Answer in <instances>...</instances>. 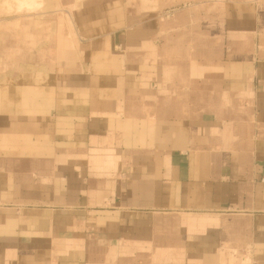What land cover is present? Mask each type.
<instances>
[{
    "label": "crops",
    "instance_id": "crops-1",
    "mask_svg": "<svg viewBox=\"0 0 264 264\" xmlns=\"http://www.w3.org/2000/svg\"><path fill=\"white\" fill-rule=\"evenodd\" d=\"M109 1L0 67V264H264V0Z\"/></svg>",
    "mask_w": 264,
    "mask_h": 264
},
{
    "label": "rangeland",
    "instance_id": "rangeland-1",
    "mask_svg": "<svg viewBox=\"0 0 264 264\" xmlns=\"http://www.w3.org/2000/svg\"><path fill=\"white\" fill-rule=\"evenodd\" d=\"M105 1V5H109V0H0V67L4 66V61L15 60L16 63L22 62L23 57V36L26 31L32 32L33 26L39 25L40 21H47V32L50 35L47 42L53 41L56 35H59L58 28L62 31L63 27L58 15L63 17L65 10L69 7L73 9L71 19L74 21L76 15L88 9L92 3H97L101 6ZM115 0L111 1L114 2ZM122 3V0H118ZM117 1V2H118ZM128 8L135 11L137 8L150 7L151 5L158 6L159 9L164 10L161 13L162 21L175 17L181 11L186 9H193L202 3H208L211 0H127ZM95 7V6H94ZM65 8V9H64ZM28 19V20H27ZM70 23V30L74 33V22ZM56 21V24H55ZM11 22V23H10ZM57 25L61 27L56 28ZM38 30H44L43 27ZM36 31V29L34 30ZM69 30L66 28V32ZM42 55L45 54L42 50ZM18 56V57H17ZM11 65V64H10ZM222 253L228 255L226 248H222ZM230 254V253H229ZM232 254V253H231ZM239 259L250 258L249 261L238 260V264H251V256L249 251L239 253ZM241 261V262H240Z\"/></svg>",
    "mask_w": 264,
    "mask_h": 264
},
{
    "label": "bare ground",
    "instance_id": "bare-ground-1",
    "mask_svg": "<svg viewBox=\"0 0 264 264\" xmlns=\"http://www.w3.org/2000/svg\"><path fill=\"white\" fill-rule=\"evenodd\" d=\"M64 14V16L62 17L61 15H60V13H59V15H58V19H60V21H61V24H62V27H63V29H68L69 30V34L70 35H72V33H71V30H70V23H71V16H70V10H65V12L63 13ZM104 39V38H103ZM102 39V40H103ZM247 259V258H246ZM245 259V260H246ZM242 261H245L244 260V258L243 259H241ZM241 262V261H240Z\"/></svg>",
    "mask_w": 264,
    "mask_h": 264
}]
</instances>
